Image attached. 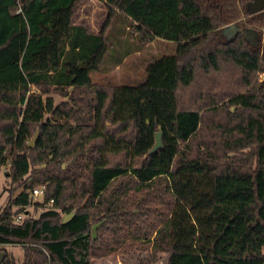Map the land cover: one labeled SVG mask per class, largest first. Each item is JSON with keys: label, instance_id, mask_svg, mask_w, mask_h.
<instances>
[{"label": "trees", "instance_id": "trees-1", "mask_svg": "<svg viewBox=\"0 0 264 264\" xmlns=\"http://www.w3.org/2000/svg\"><path fill=\"white\" fill-rule=\"evenodd\" d=\"M79 1L0 0V167L10 180L0 251L22 244L21 264L147 249L167 264H264V8L106 0L97 32L74 21ZM116 13L133 35L177 44L137 85L91 78ZM237 21L257 30L256 44L241 27L224 32ZM158 130L162 146L150 152ZM39 185L44 200L33 203ZM0 264L15 259L6 251Z\"/></svg>", "mask_w": 264, "mask_h": 264}, {"label": "rangeland", "instance_id": "rangeland-1", "mask_svg": "<svg viewBox=\"0 0 264 264\" xmlns=\"http://www.w3.org/2000/svg\"><path fill=\"white\" fill-rule=\"evenodd\" d=\"M108 15L109 5L106 0H80L75 8L74 21L87 24L92 30L99 31ZM126 24V19L122 14H114L112 27L108 31L109 51L101 65V71L91 73L94 83L137 85L145 79L149 63L163 55L176 52V42L162 38L148 41L140 33H137L136 36L133 35L131 30L126 28ZM240 27L241 23L237 21L227 25L223 30L231 37ZM241 28L256 44L257 30L246 28V26ZM120 59L122 62L117 65ZM54 96L56 103L63 99L57 93ZM7 170L8 165L0 167V208H3L8 202L10 180L6 174ZM43 200L38 199L35 202H43ZM29 208L35 216H38L42 211V207L37 209L31 206ZM4 247L7 253L15 259V264H21L24 256V246L18 243H9L5 244ZM2 251L4 254L6 253V251ZM92 264H167V255L164 253L156 254L152 249L133 252L119 250L114 254L94 258Z\"/></svg>", "mask_w": 264, "mask_h": 264}, {"label": "water", "instance_id": "water-1", "mask_svg": "<svg viewBox=\"0 0 264 264\" xmlns=\"http://www.w3.org/2000/svg\"><path fill=\"white\" fill-rule=\"evenodd\" d=\"M253 8L254 9H257V10L263 9L264 8V0H255V3L253 5ZM39 135H40V132L38 130L35 133L34 137L28 143V145L30 147H35L36 146V144L38 142V139H39ZM161 146H162V131L161 130H158L156 132V143H155V145L153 146V148H152V150L150 152L156 151ZM73 215H74V213H70V214L65 215V217L63 219V222L64 223H67L73 217ZM4 255H5L4 252L3 251H0V262L2 261Z\"/></svg>", "mask_w": 264, "mask_h": 264}, {"label": "built area", "instance_id": "built-area-1", "mask_svg": "<svg viewBox=\"0 0 264 264\" xmlns=\"http://www.w3.org/2000/svg\"><path fill=\"white\" fill-rule=\"evenodd\" d=\"M45 191H46L45 185H39V186L34 187L31 192L32 201L35 202V201H38V199H44ZM21 220H22V215L18 214L14 216L15 222H21Z\"/></svg>", "mask_w": 264, "mask_h": 264}, {"label": "crops", "instance_id": "crops-1", "mask_svg": "<svg viewBox=\"0 0 264 264\" xmlns=\"http://www.w3.org/2000/svg\"><path fill=\"white\" fill-rule=\"evenodd\" d=\"M98 32V31H97Z\"/></svg>", "mask_w": 264, "mask_h": 264}]
</instances>
